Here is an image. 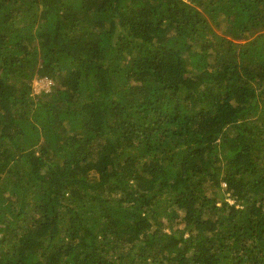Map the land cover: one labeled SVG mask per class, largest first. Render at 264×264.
<instances>
[{
	"label": "trees",
	"instance_id": "1",
	"mask_svg": "<svg viewBox=\"0 0 264 264\" xmlns=\"http://www.w3.org/2000/svg\"><path fill=\"white\" fill-rule=\"evenodd\" d=\"M0 264H264V0H0Z\"/></svg>",
	"mask_w": 264,
	"mask_h": 264
},
{
	"label": "rangeland",
	"instance_id": "2",
	"mask_svg": "<svg viewBox=\"0 0 264 264\" xmlns=\"http://www.w3.org/2000/svg\"><path fill=\"white\" fill-rule=\"evenodd\" d=\"M42 89L49 90L50 89V81L46 78H36L33 83V92L39 93Z\"/></svg>",
	"mask_w": 264,
	"mask_h": 264
},
{
	"label": "clouds",
	"instance_id": "3",
	"mask_svg": "<svg viewBox=\"0 0 264 264\" xmlns=\"http://www.w3.org/2000/svg\"><path fill=\"white\" fill-rule=\"evenodd\" d=\"M38 79V78H37Z\"/></svg>",
	"mask_w": 264,
	"mask_h": 264
}]
</instances>
